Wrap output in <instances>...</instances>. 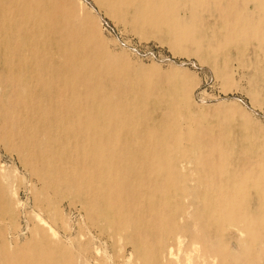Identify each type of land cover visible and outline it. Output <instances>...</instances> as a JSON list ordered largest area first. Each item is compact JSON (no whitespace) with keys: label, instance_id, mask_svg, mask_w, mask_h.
<instances>
[{"label":"bare ground","instance_id":"6f19581e","mask_svg":"<svg viewBox=\"0 0 264 264\" xmlns=\"http://www.w3.org/2000/svg\"><path fill=\"white\" fill-rule=\"evenodd\" d=\"M92 1L133 27L156 25L166 2H179ZM191 2L180 8L208 12L214 56L264 48V0ZM89 7L78 0H0V113L15 138L12 150L40 183L39 222H31L26 241L18 242L14 229L9 242L1 223L17 219L16 208L0 179V264H97L93 228L106 230L107 244L122 238L139 264H175L176 247L199 252L207 264H264L262 126L251 122L252 147L233 153L199 125H178L123 96L100 74L110 54ZM63 197L71 204L81 199L88 232L67 226ZM226 227L236 232L228 243Z\"/></svg>","mask_w":264,"mask_h":264},{"label":"rangeland","instance_id":"374dc122","mask_svg":"<svg viewBox=\"0 0 264 264\" xmlns=\"http://www.w3.org/2000/svg\"><path fill=\"white\" fill-rule=\"evenodd\" d=\"M78 1L90 6L97 14L98 19L95 21L102 30L110 54L109 58L100 62L104 67L100 74L103 79L106 77V82L117 85L123 96L142 101L146 111L157 109L168 113L178 125L187 121L199 125L208 136L218 139L221 146L233 153L248 152L252 147L251 122H258L262 126L263 133L259 129V135L264 139V48H240L239 57L235 53L231 56L222 55L227 50L214 56L208 51L211 46L206 41V37L211 34L205 29L206 20L210 17L208 12L180 8L179 2L191 5L192 0H179L176 4L166 2L156 25L143 27L116 22L98 11L92 0ZM182 36L186 37L183 39ZM1 98L5 96L1 95ZM217 110L221 114H217ZM5 121L4 115L0 113V179L15 205L17 219H4L1 227L7 233L9 242L15 239L11 233L14 229H18V242H24L29 237L31 222H39L35 215L34 197L35 189H40V183L31 176L24 161L12 150L11 142H15V138L7 135L8 123L5 124ZM259 148L264 149V143ZM189 154L192 155L191 152ZM71 199L63 197L60 202L67 226L76 231L82 225L88 232L86 216L80 210L81 199L73 198L74 204H71ZM96 223L101 225V217ZM91 230L94 232H91L93 247L90 250L97 264H139V261L129 259L130 248L122 247V238L114 240V245L107 244L109 240L105 236V229H100L102 234L96 228ZM231 235L236 236V232L226 227L223 241L228 243L234 238ZM62 238L68 240V235ZM174 253L175 264H207L199 252H185L176 247Z\"/></svg>","mask_w":264,"mask_h":264}]
</instances>
